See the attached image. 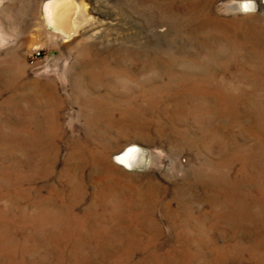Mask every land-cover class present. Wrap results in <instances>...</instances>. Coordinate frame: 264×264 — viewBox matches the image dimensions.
Listing matches in <instances>:
<instances>
[{
  "label": "rangeland",
  "instance_id": "obj_1",
  "mask_svg": "<svg viewBox=\"0 0 264 264\" xmlns=\"http://www.w3.org/2000/svg\"><path fill=\"white\" fill-rule=\"evenodd\" d=\"M47 1L0 0V264H264V0Z\"/></svg>",
  "mask_w": 264,
  "mask_h": 264
},
{
  "label": "bare ground",
  "instance_id": "obj_2",
  "mask_svg": "<svg viewBox=\"0 0 264 264\" xmlns=\"http://www.w3.org/2000/svg\"><path fill=\"white\" fill-rule=\"evenodd\" d=\"M264 2H261L263 4ZM247 6L253 5L252 2H246ZM60 4L58 1L49 0L45 4L44 11L48 18H60L61 13L59 12ZM117 159L121 161L123 165L128 168H132L134 165L144 163L146 161V154L143 151H140L136 145H130L125 150L117 155Z\"/></svg>",
  "mask_w": 264,
  "mask_h": 264
}]
</instances>
